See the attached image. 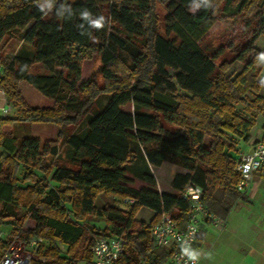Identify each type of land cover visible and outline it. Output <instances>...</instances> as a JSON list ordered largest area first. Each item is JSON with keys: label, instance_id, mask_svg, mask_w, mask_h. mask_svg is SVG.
Wrapping results in <instances>:
<instances>
[{"label": "trees", "instance_id": "1", "mask_svg": "<svg viewBox=\"0 0 264 264\" xmlns=\"http://www.w3.org/2000/svg\"><path fill=\"white\" fill-rule=\"evenodd\" d=\"M157 5L165 9L163 34ZM220 19H242V31L209 54L200 44ZM14 33L34 54L0 60V90L16 114L0 117V227L11 224L12 237L29 246L41 240L30 264H94V238L126 241L119 264H164L171 253L155 245L151 227L168 213L184 228L191 204L180 194L188 185L203 190L206 210L227 219L243 198L236 191L237 145L264 117V50L257 47L264 0H0V44ZM225 52L231 59L218 62ZM94 55L102 86L81 80ZM35 64L49 76L31 74ZM235 64L241 70L230 72ZM20 82L52 105L29 106ZM102 97L106 106L91 115ZM85 118L86 131L67 133ZM18 123L59 131L55 140L19 141ZM62 139L76 169L57 163ZM164 163L186 170L171 181L175 195L157 190L152 169ZM135 179L146 187L132 188ZM101 196L126 200L130 209L99 207ZM141 208L154 213L149 223L135 219ZM89 218L108 225L96 229ZM27 221L34 226L25 229ZM204 238L201 229L193 249ZM12 239H0V260Z\"/></svg>", "mask_w": 264, "mask_h": 264}, {"label": "rangeland", "instance_id": "2", "mask_svg": "<svg viewBox=\"0 0 264 264\" xmlns=\"http://www.w3.org/2000/svg\"><path fill=\"white\" fill-rule=\"evenodd\" d=\"M156 12L159 20V29L160 33L163 34V17L165 14V9L162 6L156 7ZM243 27V21L242 19H238L237 21H231L227 19H220L217 23H215L214 27L210 30V32L207 34V36L203 39L200 46L203 48L207 53L212 54L216 50H218L220 47H227L230 42H232L236 36H240V33L242 31ZM28 55L32 56L34 54V48L30 47L29 45H26L22 42V35L14 33L7 35L4 40L0 44V60L3 62H10L12 58L16 55ZM231 54L228 52H225L222 58L219 59L218 62H221L223 59H231ZM100 67H101V60L98 55H94L90 60H87L83 63L82 67V81H87L89 79L96 80L99 86H102V77L100 75ZM242 68V65L235 64L230 72H238ZM3 69L0 67V71ZM31 74L35 75H42V76H49L48 72L45 70V68L41 64H35L32 66L30 70ZM19 89L23 96L25 97L27 103L31 107H50L52 105V102L48 100L47 98L40 95L37 91H35L32 87H30L25 82H20L18 84ZM107 97L100 98L95 105L93 106L92 111L90 112L91 115H96L97 113L101 112L104 107L107 104ZM124 111L131 112L132 106L127 105L123 108ZM2 113H0L1 115ZM6 115H16L13 112V109L10 107V110ZM3 115V116H6ZM87 123L88 119H84L77 127H68L66 129L68 134L72 133H79L82 131H86L87 129ZM163 125L166 129H168L170 132L174 133L176 130L174 127L169 126L167 123L163 122ZM13 133L15 137L21 141L23 138L30 137L34 139H38L41 142H46L49 140H55L59 131V128L54 125L49 124H27V123H18L13 127ZM205 142H208V139H205ZM57 163L60 166L63 167H69L72 169H76V167L72 164H70V156H69V150L64 145L63 139L60 140V156L57 159ZM165 167H168L170 169V172L167 174V176L164 175H157V187L159 186L160 190L164 189L167 181L171 177V174L174 172H181L186 173V170H183L181 168H176L170 164L167 163ZM154 169V168H153ZM155 170V169H154ZM24 175V171L22 169L19 170L18 176L20 179H22ZM128 178H131L130 175H128ZM132 182L131 187L135 189H141L146 187L145 183L140 181L139 179H135ZM21 185H27L22 184ZM170 187V186H169ZM158 190V188H157ZM176 194V193H175ZM97 205L99 207H105L110 208L111 206H117L119 209L123 211H128L130 209V205L126 202V200H114L111 197L107 196H101L98 201ZM111 213V212H109ZM112 218H114V214H112ZM117 215H115L116 217ZM151 217V210L148 208H141L139 212L136 215V220L138 222H145L149 223V219ZM89 224L91 226H94L96 229H104L108 224H106L105 220H99L94 218L88 219ZM34 223L31 221H27L25 224V229L29 227H33ZM12 229L13 226L11 224H7L5 226L0 227V239L7 241L11 240V245L9 248L10 255L17 258H25L31 255L32 249L29 247L28 244H25L22 241H19L16 237H12ZM90 238H93V234L90 233ZM33 242V241H32ZM92 246V245H91ZM128 250V249H127ZM34 252V251H33ZM164 264H169V262H166Z\"/></svg>", "mask_w": 264, "mask_h": 264}, {"label": "crops", "instance_id": "3", "mask_svg": "<svg viewBox=\"0 0 264 264\" xmlns=\"http://www.w3.org/2000/svg\"><path fill=\"white\" fill-rule=\"evenodd\" d=\"M257 47L264 50V37L258 40ZM258 80L262 86L261 94H264V71L261 72ZM3 105L4 101L0 100V107ZM3 115L1 114L0 117ZM262 128H264V117L259 115L255 119L250 139L237 145V161L243 154L250 152L255 143L264 138ZM165 165L167 163L154 168L155 170L152 169L156 181L158 174L167 176L170 172ZM175 174L181 172L176 171L171 174L164 189L160 190L158 186L160 193L175 195L171 188ZM153 217L154 213L151 211L149 221ZM201 229L205 232V238L198 247L192 249L190 254L197 259L198 264H264V169L255 173L248 190L234 205L227 219L223 221V226L204 221ZM166 262L173 264L171 258Z\"/></svg>", "mask_w": 264, "mask_h": 264}, {"label": "built area", "instance_id": "4", "mask_svg": "<svg viewBox=\"0 0 264 264\" xmlns=\"http://www.w3.org/2000/svg\"><path fill=\"white\" fill-rule=\"evenodd\" d=\"M0 100L4 101L0 112L6 115L10 106L1 90ZM262 169H264V142L259 141L252 146L250 152L243 154L236 164L235 171L240 175L236 191L243 195L248 190L255 173ZM202 196L203 190L195 185H188L180 194L181 199L191 204V212L184 228H180L168 213H162L157 223L151 227L152 240L158 248L171 253L173 264H198L197 259L190 254L204 221L223 226V221L201 204ZM40 242L41 240L33 241L29 247L34 250ZM125 251L126 241L123 238H94L91 246L94 264H119ZM32 259V252L28 257L15 258L10 255L8 249L0 260V264H30Z\"/></svg>", "mask_w": 264, "mask_h": 264}, {"label": "clouds", "instance_id": "5", "mask_svg": "<svg viewBox=\"0 0 264 264\" xmlns=\"http://www.w3.org/2000/svg\"><path fill=\"white\" fill-rule=\"evenodd\" d=\"M94 26L97 27V28H102L103 27V25L99 21L94 22Z\"/></svg>", "mask_w": 264, "mask_h": 264}]
</instances>
